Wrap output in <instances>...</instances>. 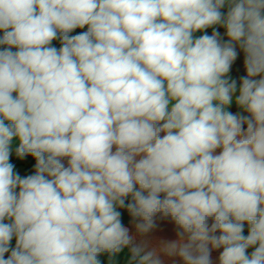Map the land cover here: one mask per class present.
<instances>
[{
	"label": "clouds",
	"instance_id": "obj_1",
	"mask_svg": "<svg viewBox=\"0 0 264 264\" xmlns=\"http://www.w3.org/2000/svg\"><path fill=\"white\" fill-rule=\"evenodd\" d=\"M0 32V264H264V0H0Z\"/></svg>",
	"mask_w": 264,
	"mask_h": 264
},
{
	"label": "crops",
	"instance_id": "obj_2",
	"mask_svg": "<svg viewBox=\"0 0 264 264\" xmlns=\"http://www.w3.org/2000/svg\"><path fill=\"white\" fill-rule=\"evenodd\" d=\"M85 29H76L74 33L72 34H77L80 31H84ZM218 30L220 31L221 35H224L225 30H223V28H218ZM207 34L211 35L212 29L209 28L206 30ZM3 33L0 32V35H2ZM202 33L197 32L195 35L199 36ZM226 39V37H225ZM53 45L57 48L60 47V44L58 41H53ZM230 75L232 78L237 80V88H239V81H240V77L245 76L246 75V70L244 68L243 65V53L240 52L237 60L234 62ZM258 79V77H257ZM238 94V91H237ZM171 107V105H170ZM230 111H232L233 113L236 112H241L242 110L239 109L235 103H233L229 109ZM244 115H247V113H243ZM17 141L14 140L13 142V148L16 146ZM219 151V150H218ZM15 171L19 172L21 174V176H26V175H30L33 174V172L27 170L25 168V166L22 165H15ZM158 228H156L155 230L149 232L148 234L145 235H141L139 233H137L135 227L133 224H131V226L129 227L130 230V235L133 236L134 238V243L136 245H141V246H146L145 251L151 250L152 248H158L160 243L162 241H171L176 239V235H175V228L174 225L171 224L169 221H158ZM244 235L248 234V225L245 223L244 226ZM12 246H15V238H13L12 240ZM254 250V248H250L248 249V253L250 254L252 251ZM220 251H222V249L219 250H213L212 251V258L214 261H218V256ZM6 254V258H7ZM104 257H107L106 255ZM101 260L103 259V257H100ZM129 258V252L127 249L124 250V252H122L121 254H119V264H126L127 260ZM161 260L163 261V264H183V262L178 258V257H168L166 255H164L163 253H161L160 255Z\"/></svg>",
	"mask_w": 264,
	"mask_h": 264
},
{
	"label": "trees",
	"instance_id": "obj_3",
	"mask_svg": "<svg viewBox=\"0 0 264 264\" xmlns=\"http://www.w3.org/2000/svg\"><path fill=\"white\" fill-rule=\"evenodd\" d=\"M222 11L225 12L224 9H222ZM226 13V12H225ZM225 30V29H223ZM10 163L14 164V165H22L25 166V168L31 172L34 173V164H35V160L34 158H32L31 156L26 157L24 160H20L15 156V153L13 151L12 156L10 157Z\"/></svg>",
	"mask_w": 264,
	"mask_h": 264
},
{
	"label": "water",
	"instance_id": "obj_4",
	"mask_svg": "<svg viewBox=\"0 0 264 264\" xmlns=\"http://www.w3.org/2000/svg\"><path fill=\"white\" fill-rule=\"evenodd\" d=\"M119 210L124 213L122 219H123V222L125 223V225L129 228L132 224V223H130V221H131L130 215L127 213V211L125 209H119Z\"/></svg>",
	"mask_w": 264,
	"mask_h": 264
},
{
	"label": "rangeland",
	"instance_id": "obj_5",
	"mask_svg": "<svg viewBox=\"0 0 264 264\" xmlns=\"http://www.w3.org/2000/svg\"><path fill=\"white\" fill-rule=\"evenodd\" d=\"M225 10V12L227 11V9L225 8L224 9ZM13 50H15V49H13ZM105 255H102V257H103V259H102V264H107V257H104ZM6 258V257H5ZM116 262H117V264H119V256H117L116 257Z\"/></svg>",
	"mask_w": 264,
	"mask_h": 264
}]
</instances>
